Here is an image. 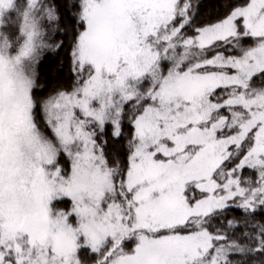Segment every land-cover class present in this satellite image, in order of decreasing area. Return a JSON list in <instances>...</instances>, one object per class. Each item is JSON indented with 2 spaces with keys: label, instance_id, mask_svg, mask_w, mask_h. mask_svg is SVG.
<instances>
[{
  "label": "snow or ice",
  "instance_id": "snow-or-ice-1",
  "mask_svg": "<svg viewBox=\"0 0 264 264\" xmlns=\"http://www.w3.org/2000/svg\"><path fill=\"white\" fill-rule=\"evenodd\" d=\"M202 7L0 0V264H264V0Z\"/></svg>",
  "mask_w": 264,
  "mask_h": 264
},
{
  "label": "trees",
  "instance_id": "trees-1",
  "mask_svg": "<svg viewBox=\"0 0 264 264\" xmlns=\"http://www.w3.org/2000/svg\"><path fill=\"white\" fill-rule=\"evenodd\" d=\"M201 4L203 5L201 9V17L200 21L208 18V14L215 11V4L216 0H200ZM48 55V59L41 58L40 63L37 65V71L39 77L42 82H47L49 87L53 86L54 84H60L62 86L69 87L72 83V74L70 71V64L67 61H61V59L57 58L56 65H52V57L50 54ZM65 54L61 53V57ZM63 62V69H59V65ZM53 67L56 68V71H53Z\"/></svg>",
  "mask_w": 264,
  "mask_h": 264
}]
</instances>
